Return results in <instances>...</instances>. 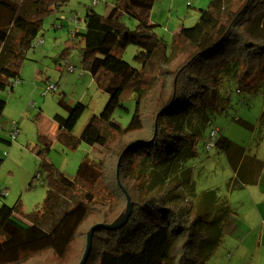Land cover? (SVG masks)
Here are the masks:
<instances>
[{"label": "trees", "instance_id": "trees-1", "mask_svg": "<svg viewBox=\"0 0 264 264\" xmlns=\"http://www.w3.org/2000/svg\"><path fill=\"white\" fill-rule=\"evenodd\" d=\"M68 1L0 0L8 14L0 25V92L21 82L20 68L43 21ZM112 1L107 15L88 12L84 29L73 35L82 43L83 68L108 95L106 105L78 136L64 128V117H54L61 127L58 142L69 150L81 143L99 146L102 156L82 160L69 179L47 158L49 142L39 137L32 152L40 160V172L30 187L42 176L45 198L30 213H23L17 202L12 216L4 218L0 264H79L89 230L113 224L125 210L122 189L131 199L130 216L118 229L93 232L85 264H206L222 240L232 215L226 196L216 189L197 190L188 166L179 171L184 198L169 181L196 156L210 116L225 110L226 83L251 95L264 87V0H211L199 10L196 24L181 26L170 43L150 21L155 0ZM122 16L136 22L133 30ZM129 45L139 50L134 57L139 68L117 56ZM125 91L132 92L135 107L123 127L113 114L125 110ZM57 104L72 113L62 96ZM4 106L0 100V122ZM0 142L10 144L1 137ZM212 144L228 156L239 178L234 144L217 134Z\"/></svg>", "mask_w": 264, "mask_h": 264}, {"label": "rangeland", "instance_id": "rangeland-1", "mask_svg": "<svg viewBox=\"0 0 264 264\" xmlns=\"http://www.w3.org/2000/svg\"><path fill=\"white\" fill-rule=\"evenodd\" d=\"M93 1L96 3L93 4ZM210 1L155 0L151 21L157 26V35L170 43L179 26L190 28L196 24L199 10L206 9ZM112 2L69 0L59 12L47 16L43 21L41 35L35 40H41L42 45L29 49L20 68L21 82L15 83L12 91L7 89L0 92V100L5 105L3 120L10 124L16 123L18 128L14 140L9 135L6 136L10 141L9 145L0 142V224L6 216H12L11 209L17 202H20L23 213H30L43 203L46 194L43 177L35 180L30 187L33 177L40 172V160L32 152L39 143L40 136L49 142L47 158L69 179L75 177L82 160L101 158L99 146L93 148L81 143L75 150H69L58 142L57 135L61 127L54 117L63 116L66 119L64 128L78 136L88 119L100 114L106 105L108 95L83 68L82 43L73 38V35L84 29V17L88 12L107 15ZM7 15L0 8L1 27L7 20ZM121 21L130 30L136 26V22L126 16H122ZM260 27V33L264 35V19ZM138 52L137 47L129 45L117 56L132 67L139 68L134 60ZM67 67L72 70L69 71ZM46 81L57 85L54 93L44 95ZM222 89L223 95L229 100L225 110L210 116L204 136L197 144L196 156L187 164L179 166L178 175L169 183L176 184V195L184 198V177L179 171L186 166L190 167L196 189H216L219 195L226 196L232 210L229 218L241 224L246 222L248 226L244 228L238 225L236 230L227 231L225 225L222 240L206 264H264V236L260 240V234L263 232L264 235V226L260 218L250 217L247 210L251 198H256L257 188H249L235 178L228 156L223 151L214 147L205 150L210 142L211 132L217 130L218 136L222 135L234 144L232 155L238 152L243 154L241 156L245 158L246 165L251 161L254 163V172L258 166L264 165V87L256 95L237 93L229 83ZM60 96L73 108L71 114L58 106ZM132 96L131 91H125L121 96L125 110L117 109L113 114V118L123 127L129 124L134 112ZM260 177L263 187L264 169ZM167 185L169 184L164 186ZM155 190L156 188L151 192ZM17 219L24 221L19 217Z\"/></svg>", "mask_w": 264, "mask_h": 264}, {"label": "crops", "instance_id": "crops-1", "mask_svg": "<svg viewBox=\"0 0 264 264\" xmlns=\"http://www.w3.org/2000/svg\"><path fill=\"white\" fill-rule=\"evenodd\" d=\"M151 14L152 13H150V21H151ZM151 23H153V22L151 21ZM179 30H180V26L176 30V32H174V34H176ZM1 46L2 45L0 43V50H1ZM10 125H11L10 123H6L3 120V115H2L1 122H0V132H1L0 137L1 138L7 139L6 136L8 135ZM2 133H6V134L3 135ZM235 153L236 154L233 155L234 158L236 155L240 156V154L238 152H235ZM241 155H243V154H241ZM238 156L235 159H238L237 171H238L240 177L236 178V176H235V178L239 179L243 185H247L249 188L255 187L258 190V191H256V194H257L256 198L252 197L251 203L247 207L249 216L250 217L255 216L256 218H260L262 225L264 226V186L262 187V178L260 177V174L263 172L264 165H261V167L258 166L257 170H255V172H254V169H253L255 167V165H253L254 163L252 161L251 162L249 161L250 163H248V165H246L247 163H245V158L243 156L238 158ZM6 217H8V216H6ZM245 223L246 222H244V224H241V222L229 218L227 221V224H226L227 225L226 230L227 231L236 230L238 225H241L244 228H248V226ZM263 236L264 235L262 232L260 234V240H262Z\"/></svg>", "mask_w": 264, "mask_h": 264}, {"label": "water", "instance_id": "water-1", "mask_svg": "<svg viewBox=\"0 0 264 264\" xmlns=\"http://www.w3.org/2000/svg\"><path fill=\"white\" fill-rule=\"evenodd\" d=\"M122 190H123V192L126 196V200H127L125 210L123 211L121 216L113 224H111L109 226L97 225V226L92 227L89 230V232L87 233L86 248H85L84 254H83L82 259H81L79 264H85L86 263V261L89 257V253H90V248H91V243H92V235H93V232L97 228L106 227L110 230H115V229L122 227L127 222L128 218L130 216L132 203H131V199H130L129 195L127 194V192L124 189H122Z\"/></svg>", "mask_w": 264, "mask_h": 264}, {"label": "built area", "instance_id": "built-area-1", "mask_svg": "<svg viewBox=\"0 0 264 264\" xmlns=\"http://www.w3.org/2000/svg\"><path fill=\"white\" fill-rule=\"evenodd\" d=\"M94 3H96V1H93V4ZM75 23L78 24V21H75ZM40 45H42V41L38 40V41L34 42L32 46L33 47H37V46H40ZM67 69L69 71L72 70L71 67H67ZM15 83H20V81H15L14 84ZM56 90H57V85L56 84H54L52 82H49V81H46V86L44 88V95L48 94V93H54ZM17 134H18V128L16 126V123L12 122L11 125H10V129H9L8 135L10 136V139L14 140L16 138ZM216 134H217V130H213L211 132V134H210V142L208 143V145L206 147L207 150H209L211 147H213L212 140L215 138Z\"/></svg>", "mask_w": 264, "mask_h": 264}]
</instances>
